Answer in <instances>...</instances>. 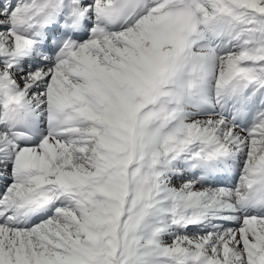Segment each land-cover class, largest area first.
Masks as SVG:
<instances>
[{
    "label": "snow or ice",
    "instance_id": "1",
    "mask_svg": "<svg viewBox=\"0 0 264 264\" xmlns=\"http://www.w3.org/2000/svg\"><path fill=\"white\" fill-rule=\"evenodd\" d=\"M0 264H264V0H0Z\"/></svg>",
    "mask_w": 264,
    "mask_h": 264
}]
</instances>
